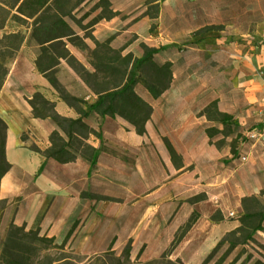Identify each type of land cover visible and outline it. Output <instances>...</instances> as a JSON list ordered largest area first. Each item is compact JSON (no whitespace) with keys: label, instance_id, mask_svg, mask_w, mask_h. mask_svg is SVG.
<instances>
[{"label":"rangeland","instance_id":"1","mask_svg":"<svg viewBox=\"0 0 264 264\" xmlns=\"http://www.w3.org/2000/svg\"><path fill=\"white\" fill-rule=\"evenodd\" d=\"M115 3L122 7L119 16L98 26V20L111 16L112 1L108 5L104 0H88L73 17H67L75 31L68 48L88 71H77L66 59H61L55 69L48 70V73L56 71L61 90L53 86L38 68V48L31 39L33 20L22 24L9 19L0 30V34L21 31L28 39L18 54L6 61L9 74L0 93V116L14 130V133L10 131L8 158L16 165L14 173L24 175L32 187H38L40 195L30 198L33 204L50 199V176L67 175L69 169L49 158L45 170L39 172L45 157L38 149L45 151L53 145V140L58 144L70 141L69 149L82 154L90 149L87 141L97 134L88 135V139L80 136L70 139L52 118L44 116L45 112L54 114L56 111L66 117H77L63 95L83 97L92 102L96 97L95 90L111 86L121 78L113 71L95 72L91 63H110L124 70L128 62L144 50V45L175 50L181 65L176 69V82L170 90L199 93L204 99L216 95L233 99L235 115L228 121L229 125L220 122L218 104H209L203 112L212 121V127H221L213 141L218 147L228 149L233 155L229 161L234 160L238 172L245 174L184 175L181 182H172V202L177 204V208L170 222L177 218L184 225L193 215L196 221L184 235L183 232L178 234L182 240L170 257H179L186 264H201L227 234L233 235L237 231L242 224L240 217L245 212L264 206V189L257 195L240 200L244 188L253 179H261L264 184V175H246L251 171L250 166L264 167V150L257 151L264 145V138L257 141L250 136L255 131L264 130V0H115ZM93 37L102 44L97 45ZM126 47L132 48L129 53L132 59H126L128 54L123 52ZM186 60L193 66L192 78L181 81ZM43 63L49 66L48 56H43ZM142 76L145 81L160 87L166 81V76L152 66H146ZM36 92H41L53 107L49 104L46 111L39 104V110L35 111L30 99ZM244 108L247 115L242 121L238 114L244 116ZM35 113L40 116L36 117ZM97 120H93L96 125L100 122ZM113 149L117 151L119 166L111 165L108 158L103 161L113 175L102 180L100 188L106 194L98 196L86 192L84 195L91 198L93 213L97 208H105L106 213L119 208L115 229L122 231L124 228L122 234L125 236L126 231L132 233L135 224H139V212L146 214L149 208L147 184L125 182L122 185L116 180L114 175H122L135 158L128 150L114 146ZM243 156L248 157L247 160ZM89 175H94V170ZM20 193L9 198L0 197V258L12 224L4 210L7 208L9 211L13 203L19 201V209L22 210H29L32 204L25 195L19 198ZM100 197L108 200L97 202ZM35 205L28 212V219L35 218ZM15 224L22 225L18 221ZM236 224L238 226L233 229ZM147 241L145 234L138 244L119 240L110 247L90 246L84 249L72 248L71 245L59 248L53 241H36L28 258L30 264H145L149 260L160 259L171 248L173 240L167 245L157 244L154 239ZM128 244L132 247L130 258L124 256ZM228 245L226 242L215 253L210 264L218 260ZM257 259H264V236L259 231L256 241L239 244L223 264L232 261L234 264H252Z\"/></svg>","mask_w":264,"mask_h":264},{"label":"crops","instance_id":"2","mask_svg":"<svg viewBox=\"0 0 264 264\" xmlns=\"http://www.w3.org/2000/svg\"><path fill=\"white\" fill-rule=\"evenodd\" d=\"M113 2L114 11H120L121 6ZM119 15L111 18H104L96 26L103 24L104 21L114 20ZM156 18V17H155ZM114 44V43H112ZM157 47V46H156ZM124 54L132 52V48L126 47ZM144 50L139 52L138 57H142ZM176 51L167 48L155 55V59L161 63L171 61L173 63V81L158 99L154 98L149 90L143 85H137V92L153 105V114L146 123L147 132L140 134L134 125L122 117L105 118L92 112L88 119L91 127L101 133V137L93 136L88 142L98 150L96 164L77 154V159L68 163L56 164L66 165L69 169L67 175H51L50 199L42 201L41 204H33L30 200L32 196L40 195L38 187H32V183L24 179V175L14 173L16 165L5 175L1 183L0 197L9 198L15 196L17 192L19 198L25 195L31 201L29 210L19 209V202L13 203L11 208L4 211L9 215L11 223L17 221L26 225L30 229H39L42 235L54 239L56 244L72 248L84 249L90 246H111L119 240L132 241L138 244V240L148 236V241L154 239L157 244H168L175 238L182 222L177 218L170 222L177 204L172 202L173 191L172 182L184 175H245L238 172L235 168L234 160L227 148L218 147L209 135L208 129L211 128V120L206 117L203 110L214 100H217L219 111L235 115V103L233 99L216 95L210 99H204L199 93L170 90L174 87L177 78V68L181 65L176 57ZM184 60V59H183ZM181 81L192 78L191 62L183 63ZM96 98V97H95ZM94 101V100H93ZM203 112L202 115H199ZM246 108L240 120H245ZM75 114L78 115L75 111ZM76 118V117H74ZM98 124H94L93 120ZM216 128L218 127L217 125ZM221 127H218V129ZM10 131L8 130L7 154L11 145ZM216 135V134H215ZM168 142L175 149L176 156H173ZM112 145V146H111ZM128 150L135 160L131 165H127L122 175H114L120 184L125 182L147 184V204L149 208L145 212H139V224H135L132 233L126 231L123 236L122 231L115 229V222L119 216V208L106 213L105 208H97L93 213L92 200L85 196L86 192L95 194H106L101 191L102 180L110 178L111 172L103 163L104 159H110L111 165L119 166L117 151L113 149ZM264 150V145L258 148V153ZM115 151V154L113 153ZM264 153V152H263ZM264 157V156H263ZM228 160V162H226ZM43 162V161H42ZM42 164V163H41ZM250 173L246 175H264V167L250 166ZM94 170V175H89ZM20 173V172H18ZM177 176L173 179V177ZM102 187V186H101ZM241 195L240 200L246 196L257 195L264 189L261 179H253L247 185ZM181 191H179V194ZM98 195V196H99ZM236 198V197H235ZM97 202L107 201L108 198ZM35 205V218L28 219V212ZM174 205V206H173ZM17 206V207H16ZM173 206V207H172ZM240 206V205H239ZM173 208V209H172ZM32 211V210H31ZM103 211L104 213H101ZM239 222V220H236ZM238 224L234 225L233 229ZM264 227V226H263ZM264 236V228L259 230ZM122 235V236H121ZM124 243V242H123Z\"/></svg>","mask_w":264,"mask_h":264},{"label":"trees","instance_id":"3","mask_svg":"<svg viewBox=\"0 0 264 264\" xmlns=\"http://www.w3.org/2000/svg\"><path fill=\"white\" fill-rule=\"evenodd\" d=\"M87 1L0 0V30L5 27L9 19H13L22 24L33 20L31 39L34 42L33 44L38 48V68L51 84L59 90H61V87L59 79L56 76V71L54 70L52 73H48V70L55 69V66L58 65L61 59H66L77 71H88L68 48V42L72 41V38L75 36V31L67 20V17L74 16L75 11L81 10V6ZM104 1L108 5L111 3L110 0ZM118 14H120L119 11L112 9L111 16L105 18H111ZM100 21L98 20L97 23ZM93 39L97 45L102 44L94 37ZM27 42L26 35L21 31L0 34V93L5 86L9 74L6 61L16 56ZM163 49L164 47L162 46L150 47L144 45L143 56L133 58L131 62H128V67L124 70L110 63H91L95 72L113 71L115 75L121 76V78L112 82L111 86L107 85L102 89L95 90L96 98L92 102H89L83 97L63 95L64 100L78 114L76 118L63 116L56 111H54V114L45 112L44 116L52 118L59 127L63 128L64 133L70 139H74L76 136L88 139V135L90 134H97V137H101V133H96V129L91 127L88 122L92 112L97 113L103 118L107 116L113 118L122 117L134 125L138 133L145 134L147 132L146 123L151 118L154 108L150 102L137 92L136 86L143 84L156 99L161 97L170 87L173 81V63L171 61L161 63L155 59V55ZM44 55L50 59L48 67L43 63ZM126 59H132V55L128 54ZM146 66H152L166 76V81L163 82L161 87L154 82L144 80L142 71ZM30 102L35 111L39 110V104H42L46 111L49 104L53 107V103L41 92H36L33 98L30 99ZM210 104L217 105L218 102L214 100ZM217 113L220 115V122L229 125L228 121L232 119V116L219 110H217ZM35 116L39 117L40 115L39 113H35ZM8 130V123L0 116V190L3 178L13 167L7 154ZM208 132L212 138L220 132V129L211 127L208 129ZM70 144V141L68 143L58 144L53 140V145L45 151L38 149V152L42 153L45 157L40 165L39 172L45 170L49 158H53L60 163L75 161L77 159V153L69 149ZM87 144H89L90 149L86 152L84 151L81 155L89 159L94 165L97 161L98 150L90 143ZM168 145L172 155L176 156L175 149L170 142H168ZM254 199L257 200V198ZM240 220L242 224L237 228V231L233 235L227 234L201 264H210L215 253L226 242L229 243L227 249L212 264H223L230 252L239 244L256 241V233L262 230L264 226V206L245 212L240 217ZM195 221L193 215L178 229L172 241L171 248L166 250L160 259L149 260L145 264H186L181 258L172 259L170 256L182 240V237H178V234L183 232L184 235L193 226ZM237 233H240L241 236H236ZM46 240L53 241L55 247L64 248L66 246V242L62 245L56 244L53 238L42 235L39 229L28 230L26 225H17L13 222L10 225L7 238L2 248L1 264H30L28 255L35 248L34 243L36 241ZM131 251V244H128L124 249V256L130 258ZM230 264H234V261ZM252 264H264V259H257Z\"/></svg>","mask_w":264,"mask_h":264},{"label":"built area","instance_id":"4","mask_svg":"<svg viewBox=\"0 0 264 264\" xmlns=\"http://www.w3.org/2000/svg\"><path fill=\"white\" fill-rule=\"evenodd\" d=\"M252 138L256 139L257 141L261 140L262 138H264V130L261 131H255L253 133H251L250 135ZM248 157L243 156L244 160H247Z\"/></svg>","mask_w":264,"mask_h":264}]
</instances>
